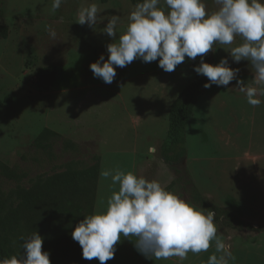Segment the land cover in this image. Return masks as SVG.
I'll return each instance as SVG.
<instances>
[{
	"label": "rangeland",
	"instance_id": "obj_1",
	"mask_svg": "<svg viewBox=\"0 0 264 264\" xmlns=\"http://www.w3.org/2000/svg\"><path fill=\"white\" fill-rule=\"evenodd\" d=\"M52 3L0 0V27L7 29L6 38L0 35V238L12 256L21 258L24 241L35 233L43 238L42 251L53 255L46 245L47 223L26 201L50 177L82 172L97 159L93 214L105 212L108 198L119 191L111 177L101 176L102 170L132 172L159 181L205 213L214 211L218 235L235 257L230 264H264V97L259 106L249 105L236 80L204 87L185 131L186 155L169 165L160 149L170 108L192 81L200 57H186L172 72L158 66L159 58L148 63L136 59L116 67L114 81L107 84L90 68L101 55L105 60L109 55L113 38L102 29L118 15V39L136 6L130 0H66L54 11ZM93 3L101 9L95 29L77 23L79 10ZM204 3L209 12L217 10L213 0ZM159 7L166 8L163 0ZM241 43L236 37L232 47ZM222 47L227 46L216 45L204 62L215 65L227 57L232 68L240 69L237 79L252 84L250 62H235ZM47 66H55L58 75L46 91L36 84V73ZM45 130L57 137L39 141ZM70 224L61 240L69 247L77 226ZM136 239L122 237L106 264H206L210 255H219L213 244L185 260H155L137 250ZM56 252L51 264L77 262L73 246L61 253L63 259ZM83 264L100 262L85 259Z\"/></svg>",
	"mask_w": 264,
	"mask_h": 264
},
{
	"label": "clouds",
	"instance_id": "obj_2",
	"mask_svg": "<svg viewBox=\"0 0 264 264\" xmlns=\"http://www.w3.org/2000/svg\"><path fill=\"white\" fill-rule=\"evenodd\" d=\"M65 2L53 0L52 9H59ZM213 2L217 10L209 12L204 0H163L166 8L159 7L161 0H142L130 13L128 27L118 39L120 17L112 15L102 32L113 42L107 45V60L101 55L90 65L94 76L111 84L116 67L123 68L136 59L148 63L159 58V67L172 72L186 57L195 60L199 56L201 63L194 70L208 78L205 88L227 86L236 80V88L245 94L247 103L259 106V97H264V0ZM100 12L95 3L82 8L77 23L95 29ZM48 30L50 38L55 39V30L51 26ZM236 37L243 43L232 47ZM216 45L227 46L222 48L235 62H250L252 84L237 79L240 69L232 68L227 57L215 65L204 62ZM101 176L111 177L113 185L119 184V191L108 198L105 212L85 216L72 232L84 259L96 258L106 264L115 257V246L122 237L132 236L137 238V250L150 259L185 260L190 252H207L213 244L219 255H210L206 264H230L235 259L230 245L218 235L214 211L205 213L203 208L166 190L159 181L132 172L102 170ZM42 246L43 238L35 233L24 241L21 258L12 256L0 260V264H51L50 254L42 251Z\"/></svg>",
	"mask_w": 264,
	"mask_h": 264
},
{
	"label": "trees",
	"instance_id": "obj_3",
	"mask_svg": "<svg viewBox=\"0 0 264 264\" xmlns=\"http://www.w3.org/2000/svg\"><path fill=\"white\" fill-rule=\"evenodd\" d=\"M130 2L136 6L142 0H130ZM0 35L6 38L7 29L0 27ZM57 75L58 70L55 66L41 68L36 73V84L47 91L56 82ZM206 83L207 77L196 72L192 81L170 108L167 136L160 149L162 159L169 165L180 162L186 155L185 131ZM53 137L57 135L45 130L39 141H46ZM98 176L99 163L96 159L93 165L82 172L67 171L50 177L42 188L28 197L25 206L35 210L45 219L47 223L46 245L50 246L54 253L57 251L56 253L59 254L57 258L63 259L65 250L73 246L76 252L74 261L77 262L75 264H83L85 259L82 255V247L73 240L72 235L70 240L72 246L70 247L64 246L61 240H64L69 233L70 223L78 225L85 216L93 215ZM236 221L239 226L245 225L240 220ZM1 226L2 206L0 203V230ZM54 253L49 257L51 261L55 259ZM11 257L12 254L0 238V260Z\"/></svg>",
	"mask_w": 264,
	"mask_h": 264
}]
</instances>
